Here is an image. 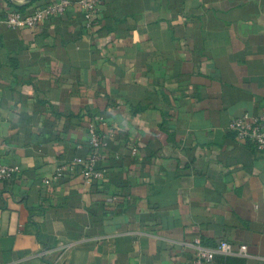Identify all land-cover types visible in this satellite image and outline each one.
I'll list each match as a JSON object with an SVG mask.
<instances>
[{"label":"crops","instance_id":"1","mask_svg":"<svg viewBox=\"0 0 264 264\" xmlns=\"http://www.w3.org/2000/svg\"><path fill=\"white\" fill-rule=\"evenodd\" d=\"M0 0V264H194L201 240L264 264V151L230 122L264 114V0H105L37 28ZM108 136L87 183L89 127ZM217 256L211 263L227 264Z\"/></svg>","mask_w":264,"mask_h":264},{"label":"built area","instance_id":"2","mask_svg":"<svg viewBox=\"0 0 264 264\" xmlns=\"http://www.w3.org/2000/svg\"><path fill=\"white\" fill-rule=\"evenodd\" d=\"M104 1L55 0L31 12H10L3 22L12 28L28 27L33 29L55 17L63 16L71 5L78 4L84 13L85 26L88 29H93L98 24V17ZM229 129L240 144L251 146L261 152L264 151V114L257 116L244 114L236 117L230 122ZM88 133L91 148L88 157L75 158L71 165L60 163L54 176L51 179L43 180L45 183L64 177L66 172H71L77 165L81 166V176L87 183L104 179L106 170L99 168V164L106 158L103 150L108 147V136L103 134L96 125H91ZM1 145L3 144L0 141ZM20 173V167L0 161V184L15 179ZM191 245L196 250L194 264L211 263L217 256L245 257L248 255L246 245L236 247L227 241H221L216 246L207 247L202 244L201 240L196 239Z\"/></svg>","mask_w":264,"mask_h":264},{"label":"trees","instance_id":"3","mask_svg":"<svg viewBox=\"0 0 264 264\" xmlns=\"http://www.w3.org/2000/svg\"><path fill=\"white\" fill-rule=\"evenodd\" d=\"M89 146H90V145H89ZM90 151H91V148H90ZM100 164H101V163H100ZM100 164H99V165H100ZM105 175H106V174H105ZM104 178H105V177H104ZM102 180H104V179H102ZM102 180H101V181H102ZM95 181H100V180H95ZM223 257H226V258H227L225 262L228 264V262L230 261L229 258H230L231 256H223Z\"/></svg>","mask_w":264,"mask_h":264}]
</instances>
